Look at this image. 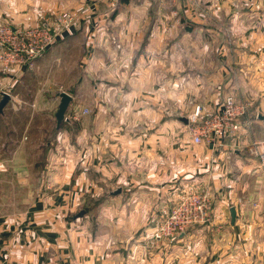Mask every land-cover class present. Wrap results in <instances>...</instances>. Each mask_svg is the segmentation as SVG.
I'll list each match as a JSON object with an SVG mask.
<instances>
[{
  "label": "crops",
  "instance_id": "obj_1",
  "mask_svg": "<svg viewBox=\"0 0 264 264\" xmlns=\"http://www.w3.org/2000/svg\"><path fill=\"white\" fill-rule=\"evenodd\" d=\"M194 1L178 2L172 15L186 23L171 35L170 6L158 0H0V23L13 26L87 6L64 42L87 33L83 68H96L105 79L104 106L92 116L102 123L98 143H84L93 131L74 114L53 127L42 165L44 192L24 213L0 219V264H264V164L250 152L264 141V0ZM222 15L231 28L226 42L213 31ZM193 24L210 33H188ZM64 51L50 49L36 60L35 72L43 77L56 64L68 68ZM25 73L0 64V99L9 94L2 124L20 121L30 109L57 108L56 92L20 98ZM71 93L67 111L77 103ZM226 95L248 103L244 126L220 145L194 143L188 116L197 105L200 116L216 110ZM12 132L7 150L24 152ZM11 164L0 161V171L7 165L19 177L28 165ZM183 189L208 195V221L170 240L152 239Z\"/></svg>",
  "mask_w": 264,
  "mask_h": 264
},
{
  "label": "rangeland",
  "instance_id": "obj_2",
  "mask_svg": "<svg viewBox=\"0 0 264 264\" xmlns=\"http://www.w3.org/2000/svg\"><path fill=\"white\" fill-rule=\"evenodd\" d=\"M158 1L160 3H165L170 6L169 22L171 35H175L182 29V25H184L186 22H180L181 20H179L182 18L183 15L181 16L178 12L176 13V15H172V12L174 10L177 11L178 2H182L184 0ZM187 1L195 2L194 0ZM236 1L241 2L243 0ZM64 11H73L75 14L80 13V11H78L77 13L76 9L75 11L74 9H65L59 11L54 15H43L40 22H43V20H53ZM252 12L257 13V9L252 10ZM111 13L112 10L108 13V15H110ZM223 16L224 15H222V17L220 16V21H218V23L213 26V31L217 32L220 38L222 36L225 39L224 42H226L228 40L227 34L231 35V28L221 23L222 18H224ZM237 27L239 28V26ZM193 28L195 30L193 29L188 33L194 34V32H200L201 35L208 34L207 32L210 33L209 27H207L206 30L198 29L195 26ZM67 32L62 38H59L57 41L53 42V44H51V46L47 48L46 51L38 58L40 59L50 49L53 48L58 51H64L65 49H67L66 51L72 52H68V56H66L65 51L63 53V57L66 58V61L69 63V67L66 68L67 70L63 68V71H61V65L58 66L56 64L55 67H53L50 71H47L46 74L42 73V75H44L43 77H41L37 72H35V67H33L32 70H25L27 71V73H25L24 79L27 85H23L22 90L20 92V98L27 99L29 102L30 98H34L35 96H37V91H40L41 93H50V91L52 93H60L64 91L72 96L73 94L71 92L75 91L77 96H74V98L77 99V103L74 102V104L72 105L74 108L72 109V111H67L66 109L64 117L69 119L73 117L74 114L75 116L80 118L79 120H83L86 127L93 131L90 136H86L87 142L85 141L84 143L97 144L99 137H97L96 135H98V130L101 128L102 123L98 119H94L92 116L96 110V112L100 111V106H104V103L100 104V100L103 101L105 91L100 87V84L104 83L103 80H105L104 74L99 72V70L96 68H94V70H92L91 72H86V68H83V42L84 39H88V34L85 33L84 39H82L81 37L78 40L70 39L65 43L64 40L69 37L67 36L65 38V36L68 34ZM171 42L172 49L177 50L179 48L178 40L175 41L174 39H171ZM193 42L194 40H188V48L193 49V47H191V43ZM209 59L211 60V58ZM176 64H178V57L175 55L172 56L173 67L171 78H174L175 73H177ZM187 65L194 66V63L189 61L187 62ZM155 75L159 77L161 76V74ZM109 78L110 77H107L106 80L110 81ZM82 82L84 85H82ZM28 102L27 109L32 108V105L28 104ZM197 106H195V108ZM56 109V107H53L49 110L43 109V113L38 112V110L37 112H35L34 109H30L28 112L26 111V113L23 114V118H21L20 121L10 122L8 124L9 128L8 125L0 123V161H5L6 163H8L9 166L12 165L11 163L16 162L28 164L27 168L23 170V174L19 177L16 176L13 173L11 167L7 165H5V170L0 171V219H2L3 216H12L24 213L30 207H32L34 199L38 197L42 192H44L45 189L43 188L41 179L46 177V174L43 172L44 168L42 167V165L46 155V150L50 146V133H53V127L55 128L56 126V120L54 117ZM31 111L33 112L31 113ZM45 115H48V117ZM24 122H27V128L23 129V127L20 130V125ZM189 125L190 124L188 122V129ZM61 127L62 124H60L58 128ZM8 129L10 130V132L13 130V134L17 133V135H19H14L17 142H19L16 147L17 150H19V145L21 144L20 146L23 147L22 149L24 150V152L13 154L7 150L8 146L11 145L9 143L10 136L8 137L7 134ZM41 149L42 153H39V150ZM46 190H48V188H46Z\"/></svg>",
  "mask_w": 264,
  "mask_h": 264
},
{
  "label": "built area",
  "instance_id": "obj_3",
  "mask_svg": "<svg viewBox=\"0 0 264 264\" xmlns=\"http://www.w3.org/2000/svg\"><path fill=\"white\" fill-rule=\"evenodd\" d=\"M87 10V6H80L76 12L84 13ZM76 15L73 11H64L53 20H43L31 26L0 23V64L32 70L46 49L69 30ZM247 110L248 103L233 95L224 96L216 110L203 116H200L197 106L188 116L191 140L194 143L206 141L220 145L224 138L234 136L241 130L244 126L242 117ZM250 152L264 164V141L255 142ZM209 211L210 198L207 194L195 189H183L175 204L154 227L151 238L156 241L174 238L189 226L208 221ZM2 257H7V253H3Z\"/></svg>",
  "mask_w": 264,
  "mask_h": 264
},
{
  "label": "water",
  "instance_id": "obj_4",
  "mask_svg": "<svg viewBox=\"0 0 264 264\" xmlns=\"http://www.w3.org/2000/svg\"><path fill=\"white\" fill-rule=\"evenodd\" d=\"M59 96V102H58V105H57V109L54 113V117H55V120H56V128H58L62 122V120L66 119L64 117V114H65V111L68 107V104L71 100V96L62 91L58 94ZM9 99V94L7 93H2V96H1V99H0V112H2V108L4 106V104L7 102V100ZM260 118H263L264 116H259ZM230 211V219H231V223L234 222V218H235V209L234 207H230L229 209ZM84 213L83 210H80L76 216H81L82 214Z\"/></svg>",
  "mask_w": 264,
  "mask_h": 264
},
{
  "label": "trees",
  "instance_id": "obj_5",
  "mask_svg": "<svg viewBox=\"0 0 264 264\" xmlns=\"http://www.w3.org/2000/svg\"><path fill=\"white\" fill-rule=\"evenodd\" d=\"M61 124H62V122H61Z\"/></svg>",
  "mask_w": 264,
  "mask_h": 264
}]
</instances>
